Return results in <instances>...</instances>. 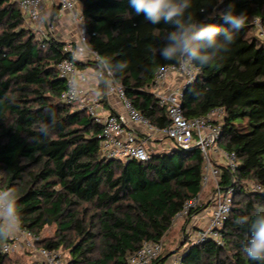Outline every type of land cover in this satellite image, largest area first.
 Wrapping results in <instances>:
<instances>
[{
	"label": "trees",
	"instance_id": "trees-1",
	"mask_svg": "<svg viewBox=\"0 0 264 264\" xmlns=\"http://www.w3.org/2000/svg\"><path fill=\"white\" fill-rule=\"evenodd\" d=\"M79 1L89 47L113 63L127 61L128 67L113 80L153 125H168L153 79L160 66L175 62L162 60L153 49L162 47L171 26L150 24L134 13L128 0ZM192 3L190 11L201 21V9H206L216 16L212 22L227 27L219 12L234 5L246 22L229 50L211 66L199 68L182 91L187 118L223 109L218 144L236 154L238 166L233 174L223 169L221 175V185L235 188L224 243H184L179 264H256L242 253L249 233L235 219L264 206V190L246 187L250 181L264 186V40L253 32L252 23L258 18L264 26V0ZM64 44L56 36L40 42L18 3L0 0V186L14 192L20 228L39 236L45 226H57L55 236L38 240L37 246L68 247L69 264H127L143 241H162L184 202L201 193L203 157L198 148L177 146L153 150L144 161L102 155L97 138L101 124L59 99L65 82L56 63L67 56ZM85 66L97 67L77 63L79 69ZM103 89L99 82L98 90ZM49 108L56 111L57 126L50 136L37 137L34 129ZM207 205L202 202L189 211L181 228ZM9 241H0V264L10 257L2 250ZM171 254L161 252L150 264H164Z\"/></svg>",
	"mask_w": 264,
	"mask_h": 264
},
{
	"label": "built area",
	"instance_id": "built-area-1",
	"mask_svg": "<svg viewBox=\"0 0 264 264\" xmlns=\"http://www.w3.org/2000/svg\"><path fill=\"white\" fill-rule=\"evenodd\" d=\"M24 16L26 25L31 28L37 39L44 43L49 37L56 36L62 20L60 16L67 14L74 25L72 31L64 34L63 51L67 56L56 63L58 76L65 82V88L61 91L59 99L68 104L76 105L78 109L86 111L94 121L101 124V132L98 135L100 152L108 158L147 160L154 150L150 145L152 138H166L171 140V146H177L184 150L198 148L203 157V172L201 187H211L208 196L210 216L205 223L198 226L193 217H203L204 208L192 215L185 241L200 242L213 240L217 244L224 243L223 227L229 216L234 197L233 184L223 186L220 184L222 170L226 169L233 174L238 166V159L233 151L220 148L218 141L221 134L220 119L223 116L222 108H214L204 115L187 118L183 115L181 96L183 88L192 83L199 72V68L185 71L178 64L160 66L153 79V91L160 105L166 106L169 124L163 128L156 127L144 117L125 96L122 86L113 80L106 70L89 66L85 71L72 62V51L77 44L87 39L85 33V19L81 11L79 0H15ZM49 3L51 5H49ZM49 11L43 15L45 10ZM54 10V14L52 13ZM253 32L264 40V26L258 18L253 19ZM57 37V36H56ZM88 43V42H87ZM89 47V45H88ZM90 48V47H89ZM91 49V48H90ZM98 53L91 49L81 56V63L93 62L96 64ZM97 66V65H96ZM191 73V74H189ZM178 75L183 80L182 85L171 88L166 87V82L171 75ZM194 77V78H193ZM94 82V83H93ZM99 82L103 83V91L98 90ZM105 82L109 86L105 85ZM113 94L120 102L122 113L103 114V94ZM75 96L76 98H73ZM224 159L218 163V158ZM234 183V178L232 176ZM251 191H263L260 183H252ZM0 191L3 189L0 186ZM201 194V193H200ZM200 194L186 200L177 218H185L189 211L198 207ZM227 209V212L225 210ZM12 241L5 242L2 250L6 253L14 251L19 242L27 249H31L36 258V264H69L59 249H47L35 244L39 236L20 228L10 237ZM163 250L162 241L145 240L140 248L127 257V264H150L152 260ZM180 252L171 258L169 264H179Z\"/></svg>",
	"mask_w": 264,
	"mask_h": 264
},
{
	"label": "clouds",
	"instance_id": "clouds-1",
	"mask_svg": "<svg viewBox=\"0 0 264 264\" xmlns=\"http://www.w3.org/2000/svg\"><path fill=\"white\" fill-rule=\"evenodd\" d=\"M128 2L134 13L143 14L144 19L150 24L159 25L163 22L171 26V30L162 37L164 41L162 47L153 49V53H158L166 62H175L185 71L214 64L229 50L236 33L246 22L244 12H237L234 5H229L219 12V18L227 25L224 27L212 22L216 16L207 14L206 9H201L205 19L203 21L197 19L190 11L193 7L192 0H128ZM223 2L224 0H219L220 4ZM86 51L90 52L91 49L88 47L87 39H84L73 49L72 62H80ZM97 57V68L106 70L111 77L122 73L128 67L127 61L113 63L111 58L99 54ZM105 85L109 86L107 82ZM57 123L55 109L49 108L47 118L39 121L34 129L37 137H48L53 134ZM20 219L14 192L0 191V241H7L19 231ZM235 223L242 227L246 226L249 233L242 246L243 255L256 264H264V206L257 207L252 216L236 217Z\"/></svg>",
	"mask_w": 264,
	"mask_h": 264
},
{
	"label": "rangeland",
	"instance_id": "rangeland-1",
	"mask_svg": "<svg viewBox=\"0 0 264 264\" xmlns=\"http://www.w3.org/2000/svg\"><path fill=\"white\" fill-rule=\"evenodd\" d=\"M49 5H51L49 3ZM48 10H45L43 15H45ZM52 12H54V10H52ZM68 16V15H67ZM67 16H60V19L62 20L61 25L63 24L64 27V32L65 31H72V29L74 28V25L72 24V22L69 20V18ZM61 32V31H60ZM59 31H57L56 36L62 39V36L64 37V35H60ZM72 109H78L76 105L71 106ZM169 142H171V140H167ZM220 148H222V144H219ZM151 148H154L155 150H162L163 146L161 145H157L154 144V141H152ZM224 159H222L221 157L218 158L217 162L218 163H223ZM253 182H248L246 184V187H250V185ZM211 191V187H207V188H203L200 194V202H206L208 199V195L209 192ZM203 216H210V210H208L207 208L205 209V212L203 214ZM183 218H178L177 220L173 221V224L170 228V230L167 232V234L165 235V237L163 238L162 242H163V250L162 253H166L168 251L172 252L171 256H173V252L175 250L178 249V252H182L184 249V244L187 245L190 241H185L186 237L185 235L188 234L190 225L187 226L184 225V228L182 229V225H183ZM192 225V222L190 223ZM57 231V226L55 224H51V225H47L45 226V228L42 230V232L39 234V240L41 239H48V238H52L55 236ZM36 244V242H35ZM39 247V246H37ZM61 253L63 255V257L69 261L70 259V255H69V249L68 247H62L61 249ZM9 259L7 260L6 264H36V258L34 256V253L31 249H27L24 246H22V243L19 242V245L17 246V248L9 253ZM170 256V257H171ZM170 257L166 260V262L164 264H169L170 262Z\"/></svg>",
	"mask_w": 264,
	"mask_h": 264
},
{
	"label": "crops",
	"instance_id": "crops-1",
	"mask_svg": "<svg viewBox=\"0 0 264 264\" xmlns=\"http://www.w3.org/2000/svg\"><path fill=\"white\" fill-rule=\"evenodd\" d=\"M63 16H67V14H63ZM58 31L59 32L61 31L60 32L61 34H65L66 32H68V31L64 32L63 24L60 25V27L58 28ZM62 39L64 40L63 36H62ZM82 70L88 71L89 70V66L83 67ZM182 83H183V80L180 78V76L173 74L167 80L166 87L167 88H171V87H174V86L182 85ZM102 111H103L104 115L109 114V113H118V114L122 113V108H121L120 102L118 101V99L116 98L115 95H113V94H107L106 95L105 93L103 94V110ZM167 140L168 139H166V138H156V137L152 138V141H154V144H157L158 146L159 145L163 146L162 149H164L165 146H168L170 144V142L167 141ZM207 202H208V199H207ZM193 218H194V223H196L198 226H202L205 223L207 216H203L201 218L198 217V219H197V217H193ZM182 220L184 222V219H182ZM192 221L193 220L191 219L190 223ZM175 254H173V256L170 257V260H171L172 257H174Z\"/></svg>",
	"mask_w": 264,
	"mask_h": 264
}]
</instances>
